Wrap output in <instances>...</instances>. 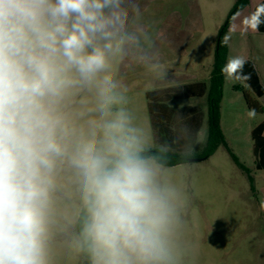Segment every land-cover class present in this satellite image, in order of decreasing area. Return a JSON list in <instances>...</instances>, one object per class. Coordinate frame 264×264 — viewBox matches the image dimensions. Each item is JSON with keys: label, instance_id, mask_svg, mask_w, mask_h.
I'll return each mask as SVG.
<instances>
[{"label": "clouds", "instance_id": "9594fccd", "mask_svg": "<svg viewBox=\"0 0 264 264\" xmlns=\"http://www.w3.org/2000/svg\"><path fill=\"white\" fill-rule=\"evenodd\" d=\"M141 69L170 76L137 0H0V264H186L196 144L144 126Z\"/></svg>", "mask_w": 264, "mask_h": 264}, {"label": "rangeland", "instance_id": "374dc122", "mask_svg": "<svg viewBox=\"0 0 264 264\" xmlns=\"http://www.w3.org/2000/svg\"><path fill=\"white\" fill-rule=\"evenodd\" d=\"M148 1L137 0V3L141 6ZM187 1H191L200 13L183 22L182 32L191 33L196 29H200V32L194 34V39L186 47L185 55L169 50L175 39L172 41V37L168 38L167 35L164 40L161 39V49L159 46L155 54L170 69V74L200 76L212 64L218 29L236 0L155 2L142 13L144 22L153 24L154 37L159 27V21L156 20L175 11L177 7L182 14L187 13ZM262 1L264 0H249L228 27L225 38H228L227 44L232 49L231 57L254 58L264 63V58L258 53V48L264 47V34L255 30L252 20L253 10ZM159 43L157 41L156 45ZM198 45L202 48L198 49ZM127 78L131 106L153 138L157 139L158 134L150 126L145 97L146 92L157 87L148 83L142 69L128 74ZM243 86L241 81L226 79L224 75L223 92L227 99L223 104V126L228 146L251 171L254 193L246 174L236 167L223 147H218L208 159L193 162V170L187 179L190 200L186 217L189 242L186 264H264V171L254 170L250 133L242 111L247 109L242 93L246 89ZM248 93L256 100L250 90ZM200 104L204 106L205 100ZM260 116L262 115L256 114L255 118L260 119ZM207 126L206 120L204 132L199 134L195 150L202 145ZM229 128L232 130L229 131Z\"/></svg>", "mask_w": 264, "mask_h": 264}, {"label": "trees", "instance_id": "16d2710c", "mask_svg": "<svg viewBox=\"0 0 264 264\" xmlns=\"http://www.w3.org/2000/svg\"><path fill=\"white\" fill-rule=\"evenodd\" d=\"M248 1L249 0H236L224 23L218 29L213 50V60L209 71V86L206 92L207 134L202 147L195 150L196 154L194 159L204 161L208 159L218 147H223L236 167L246 174L250 189L252 193H254V178L251 176V171L239 161L233 150L228 146L220 127V109L224 82L222 68L226 64L228 54V46L224 44L223 41L234 17L248 4ZM252 20L256 31L264 33V1L254 9ZM243 73L250 76V79L247 81H242L247 85V88L254 93L256 97L264 95V88L259 84L257 74L250 61H246ZM242 93L248 110L255 109L256 113H264V108H262L256 100L251 98L247 90H244ZM203 95L204 89L194 92L192 86L147 93L148 117L151 128L158 134L157 139L160 141L171 139L179 127L186 126L192 141L195 142L196 133L200 128V110L198 108L190 109L185 107L173 110L167 105V102L174 98L186 99L193 96L202 97ZM178 112L182 114V120L179 122L177 121ZM262 132H264V123L259 124L251 131L254 170L256 172L264 171V135H262Z\"/></svg>", "mask_w": 264, "mask_h": 264}, {"label": "crops", "instance_id": "0c3cea01", "mask_svg": "<svg viewBox=\"0 0 264 264\" xmlns=\"http://www.w3.org/2000/svg\"><path fill=\"white\" fill-rule=\"evenodd\" d=\"M158 1L159 2H166L168 0H149L147 3H144L141 6L139 4L140 10H142L141 13H144L148 8H150L155 2H158ZM186 5L188 8L187 13L182 14L181 12H179V11H181V9L179 7H177L176 8L177 11L175 10V11H171L170 13L168 12L165 16H163L162 19L156 20V21H159V25H158L159 27L157 30V34L154 37V51L159 50V46L161 49V39L164 40V38L167 35L168 38L170 36L172 37V41H173V39H175V41H173V44L170 45V49L169 48L168 49L171 50L172 52L178 54V55H185L186 54L187 45L194 39V34L200 32V29H196V30L192 31L191 33L182 32L183 22L185 23L188 20H190V17L192 15H199V13H200V10L197 8H194V5L192 4L191 1H187ZM252 16H253V12H252ZM261 34H264V33H261ZM157 41L160 42L159 45H156ZM227 46H228V54H227L226 62L229 60V58L231 57V54H232V49H231L230 45L227 44ZM259 46H261V45H259ZM197 48L200 49V48H202V46L198 45ZM258 53L260 54V57L264 58V47H262V46L259 47ZM157 57L160 58L159 56H157ZM244 59H245V61L251 62L252 67L257 74L259 84L261 85L262 88H264V63H262L260 61H256L254 58H252V59L251 58H244ZM210 66L211 65L207 66V69L206 70L204 69V73H202V75H200V76H197V75L190 76V75H186V74H181V75L170 74L169 79L167 81L155 83L157 88L152 90V91L146 92V94H147L149 92L162 91V90L164 91V90H168V89H172V88L178 89V88H182L184 86H192L194 92H198V90L204 89V95L202 97L193 96V97H189L186 99L174 98V99H170V102L169 101L167 102V105L169 107H171L173 110H178V109H181L183 107L190 108V109L198 108L200 110V116H201L200 128L196 133L195 142H194L196 144V148L198 145L199 134L204 132L205 121L207 120L206 92H207V89L209 86ZM242 84L244 85L243 87L247 91H249L247 88V85L244 82H242ZM146 94H145V97H146ZM227 96L230 98L229 94H227ZM226 99H227V97H226L225 93L223 92L222 104H221V109H220V127H221L223 134H224V137L226 138V140H228L226 137L224 126H223V122H224L223 104H224ZM204 100H205V105L202 106L200 103H201V101H204ZM256 101L259 104H261L262 108H264V95H262L261 97H256ZM242 111L244 113V118L246 120V126L248 127V131L250 133V139H251V131L255 127H257L259 124L264 123V117H262V116H264V113H256L257 115H262V116H260V119L259 118L258 119L257 118H251L250 119L248 117L247 109L245 108ZM231 130H232V128H229V131H231ZM262 135H264V132H262ZM205 139H206V136H205ZM205 139L203 140L202 145L204 144ZM202 145L199 147V149L202 147ZM251 146H252V140H251ZM252 155H253V150H252ZM253 158H254V156H253Z\"/></svg>", "mask_w": 264, "mask_h": 264}, {"label": "water", "instance_id": "95a60500", "mask_svg": "<svg viewBox=\"0 0 264 264\" xmlns=\"http://www.w3.org/2000/svg\"><path fill=\"white\" fill-rule=\"evenodd\" d=\"M193 162H200V160L199 159H194V161Z\"/></svg>", "mask_w": 264, "mask_h": 264}]
</instances>
